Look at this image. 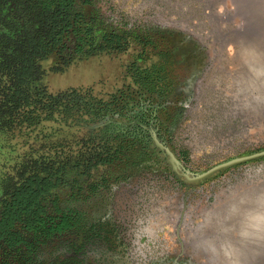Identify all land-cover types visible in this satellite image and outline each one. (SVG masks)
<instances>
[{
    "label": "rangeland",
    "instance_id": "obj_1",
    "mask_svg": "<svg viewBox=\"0 0 264 264\" xmlns=\"http://www.w3.org/2000/svg\"><path fill=\"white\" fill-rule=\"evenodd\" d=\"M70 1L71 24L83 33L90 28L89 38L95 39L96 47L104 43L105 36L118 37L120 43L114 38L108 50L75 55L74 35L70 34L63 40L67 50L60 58L63 62L73 59L70 63L61 68L55 53L40 62L48 90L90 88L112 94L132 87L135 92L133 74L162 75L167 93L152 102L165 108L154 112L149 130L154 143L157 140L168 147L183 166L178 168L179 174L173 171L168 157L155 144L157 149L147 158L128 166L118 163L106 167L109 182L99 187L95 196L89 198L84 191L72 198L63 192L59 198L61 208L77 207L86 212L91 231L67 233L48 243H37L30 250L20 246L9 253L0 252V264H102L107 260L106 251L101 245L91 248L92 238L114 245L113 241L122 239L123 231L130 228L123 225L126 217L133 214L137 219L161 206L166 212L174 197L186 202L188 213L192 212L245 164L264 161H249L204 181H182V169L199 173L264 149V106L245 109L226 95L229 79L242 71L239 61L229 57L228 46L233 44H225L233 35L230 32L242 30L241 16L235 15L230 0ZM211 2L215 11L209 10ZM263 32L252 22L244 35L256 38ZM185 187L189 192H184ZM174 228L165 223L148 260L157 259L162 247L164 252L172 251L178 243Z\"/></svg>",
    "mask_w": 264,
    "mask_h": 264
},
{
    "label": "trees",
    "instance_id": "obj_2",
    "mask_svg": "<svg viewBox=\"0 0 264 264\" xmlns=\"http://www.w3.org/2000/svg\"><path fill=\"white\" fill-rule=\"evenodd\" d=\"M72 8L70 0H0V242L9 247L91 231L86 212L61 208L60 194L93 197L109 182L106 167L157 149L149 127L165 108L152 102L167 93L162 75L133 74L135 92L48 90L40 62L55 53L61 68L70 63L61 60L70 34L75 55L120 43L111 35L96 47L90 28L71 24Z\"/></svg>",
    "mask_w": 264,
    "mask_h": 264
},
{
    "label": "clouds",
    "instance_id": "obj_3",
    "mask_svg": "<svg viewBox=\"0 0 264 264\" xmlns=\"http://www.w3.org/2000/svg\"><path fill=\"white\" fill-rule=\"evenodd\" d=\"M242 71L229 79L226 95L245 109L264 106V50L228 46ZM194 213V214H193ZM167 213L161 206L135 220L131 246L146 259L161 239ZM185 264H264V161L245 164L185 216Z\"/></svg>",
    "mask_w": 264,
    "mask_h": 264
},
{
    "label": "flooded vegetation",
    "instance_id": "obj_4",
    "mask_svg": "<svg viewBox=\"0 0 264 264\" xmlns=\"http://www.w3.org/2000/svg\"><path fill=\"white\" fill-rule=\"evenodd\" d=\"M181 166L183 165L180 164L179 167ZM182 170L185 171V169ZM175 172L177 174L180 173L179 170ZM182 181L186 182L185 178H183ZM189 189H190L189 187H185V190L184 189L183 190L184 192L187 193L189 192ZM184 198L186 197L184 196ZM172 199L166 205V209L168 211H166L167 215L164 217L166 224L172 223V225L175 227L174 234L178 239V243L174 245L172 251L166 250L164 252L162 247L160 249L162 253L157 259H155L156 258L155 257L148 260V256H147L146 259L141 260L140 258L136 257L131 246V240H132L131 232L133 227H135V220H136L135 215L133 214L129 215V217H126L124 219L127 222L126 223L123 222V225L126 227L128 226L130 228H128L126 232L123 231L124 237L122 239L118 238V240L113 241L114 245H109L108 242L106 243L105 241L104 242L98 241L97 238L96 239L92 238L91 242L88 245L91 248L93 247L94 249H95V245H97V247L101 245L102 249L106 251L104 255H106L107 260L102 264H185L187 255L190 252V249L186 243V238H185L186 236L185 216L188 214V207H187V203L183 202V200L182 202H179L176 197ZM119 236L120 234L117 237ZM0 243H1L0 252L6 251L7 253L13 250H17L18 247L22 246V245H16L13 247H9L7 245L2 244V242Z\"/></svg>",
    "mask_w": 264,
    "mask_h": 264
},
{
    "label": "water",
    "instance_id": "obj_5",
    "mask_svg": "<svg viewBox=\"0 0 264 264\" xmlns=\"http://www.w3.org/2000/svg\"><path fill=\"white\" fill-rule=\"evenodd\" d=\"M230 2L233 5V10H234L235 15L241 16V27H242L241 29L242 30L235 31L233 33L230 32V34H233V35L232 37H229V39L225 42V44L231 43L237 48H239L241 44H250V45H255L258 48L264 50V32L259 37H256V38L251 37L252 39L246 38L244 35V31H246L247 28L251 26L252 22L256 23L257 25H259L260 29L264 30V0H230ZM250 4H252L253 7H250ZM209 10L215 11V5L213 4V2L210 3ZM215 21L217 20L215 19ZM215 28L217 29V27ZM218 31L219 30H217V32ZM239 68L241 70V67ZM155 144L158 146V148L162 149L164 154L168 157V161L172 169L174 171H177L180 166L179 160L174 156V154L170 151L168 147L164 146L157 140H155ZM262 158H264V149L247 154V155L237 156V157L225 160L199 173H192L189 170H185L184 178L188 182L204 181L210 178L211 176H213L214 174L219 173L221 171L227 170L237 165L244 164L249 161H253L256 159H262Z\"/></svg>",
    "mask_w": 264,
    "mask_h": 264
}]
</instances>
